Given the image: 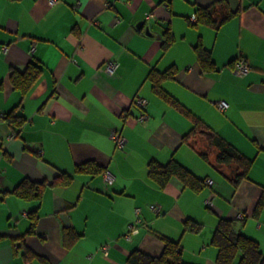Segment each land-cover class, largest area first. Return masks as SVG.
Wrapping results in <instances>:
<instances>
[{
	"label": "crops",
	"instance_id": "1",
	"mask_svg": "<svg viewBox=\"0 0 264 264\" xmlns=\"http://www.w3.org/2000/svg\"><path fill=\"white\" fill-rule=\"evenodd\" d=\"M214 1L0 0V114L13 109L24 118L17 133L0 119V264H43L24 261L19 239L35 208L45 236L25 235L23 241L50 264H124L134 248L159 254L163 238L180 243L187 263L216 264L210 243L215 226L240 213L246 219L237 221L238 229L264 252V205L252 214L264 190V0H226L238 14L217 28L192 25L196 5ZM166 27L174 40L163 51ZM197 45L210 51L216 70H200ZM237 59L250 66L248 73L232 70ZM108 61L118 64L112 74L104 70ZM31 63L41 71L23 96L10 75ZM169 66L176 76L161 85L177 106L156 94L148 77L151 69ZM139 97L146 100L143 121L136 118ZM218 101L227 107L220 110ZM191 115L252 160L235 189L227 179L232 164L218 165L215 147L199 135L182 140ZM112 130L126 138L122 149ZM171 157L212 186L196 192L171 178L160 189L147 175L148 161ZM86 160L113 179H105L106 171L74 174L67 187H46L39 203L13 193L24 177L50 181L58 170L74 173ZM155 203L160 214L148 207ZM187 219L202 224L199 232L183 229ZM65 225L81 233L69 248L61 243ZM132 226L137 232L127 239Z\"/></svg>",
	"mask_w": 264,
	"mask_h": 264
},
{
	"label": "trees",
	"instance_id": "2",
	"mask_svg": "<svg viewBox=\"0 0 264 264\" xmlns=\"http://www.w3.org/2000/svg\"><path fill=\"white\" fill-rule=\"evenodd\" d=\"M236 14L238 12L230 9L226 0H215L210 5H196L195 22L192 25L203 24L217 28L218 25L234 17ZM173 40L174 38L169 27L164 28L161 38L162 50H166ZM195 52L198 66L203 73L216 70V65L210 56V51L197 45ZM40 71V65L31 63L24 72L12 71L10 82L24 96L37 80ZM176 73L177 69L174 66H169L162 71L151 69L148 77L151 80L153 91L165 100H172L171 102L177 106V101L161 85L164 79H174ZM191 116L193 117L192 127L188 133L182 136V140L186 141L190 136L199 135L206 141L209 147H215L217 151L216 163L218 165L232 164L233 169L230 175L227 176V179L235 189L242 179L248 177L252 160L243 155L199 117L196 115ZM1 119L5 120L16 133L24 123L23 116L14 112L13 109L8 113L2 114ZM201 155L205 157L206 153L201 152ZM105 171L106 169L96 161L86 160L76 164L74 173L58 170L50 181L46 178L32 180L24 177L14 187L13 193L22 199L34 200L39 203L44 189L48 186L67 187L73 182L74 174H88L90 177H94ZM147 175L160 189L164 188L171 178L179 179L185 187L196 192L206 185L205 179L196 176L173 157L165 163H161L155 159L148 161ZM73 205L74 203L68 204L64 210L72 208ZM263 205L264 190L256 206L253 208L252 214L257 216ZM26 216L29 226L26 233L19 237L23 243L22 256L24 261L31 262V260L36 259L43 264H50L45 257L30 250L23 241L25 235L45 236L37 229L39 219L38 208L31 210ZM245 219V213H240L237 219L220 218L218 220L210 241L217 250L215 257L216 264H264V252L261 250L259 242L254 237L238 229L237 221L243 222ZM201 226V223L192 219H187L183 223L184 230L194 233L199 232ZM80 236L81 233L76 231L71 225H65L61 229V243L64 248H69ZM162 240L164 244L159 254L155 255L142 249L134 248L128 253L124 264H190L182 259V246L179 242L168 238H163Z\"/></svg>",
	"mask_w": 264,
	"mask_h": 264
},
{
	"label": "built area",
	"instance_id": "3",
	"mask_svg": "<svg viewBox=\"0 0 264 264\" xmlns=\"http://www.w3.org/2000/svg\"><path fill=\"white\" fill-rule=\"evenodd\" d=\"M47 1H48L49 5H53V4L57 3L59 0H47ZM33 47L34 46H32L31 49H33ZM2 49L5 51L6 47L4 46V47H2ZM117 66H118V64L116 61H108L104 64V70L107 73L112 74L116 70ZM232 70L237 75H244V74L248 73V71L250 70V66L244 60L237 59L233 62ZM135 101H136V104L138 105V107H140V109H141V113L136 118L138 121H143L147 117L143 111L145 106H146V100L144 98L139 97V98H136ZM217 106L219 107L220 110H223L224 108L227 107V103L225 101H218ZM1 117H2V114H0V119H1ZM110 137L114 140L116 147L122 149L125 146L126 138L121 134V132L116 131V130H112L110 133ZM104 177L107 181L113 179V175L108 171H106L104 173ZM205 182H206V184L212 185V181L209 179ZM206 203L210 204L211 202L209 200H206ZM148 207L151 211H153L156 214L161 213V206L157 203L149 204ZM135 212L139 213L140 208L139 207L135 208ZM135 232H137V229L132 226L130 231L125 234V237L127 239H131V234L135 233ZM108 247H109L108 244H104L103 246H101V251L104 255L108 254Z\"/></svg>",
	"mask_w": 264,
	"mask_h": 264
},
{
	"label": "water",
	"instance_id": "4",
	"mask_svg": "<svg viewBox=\"0 0 264 264\" xmlns=\"http://www.w3.org/2000/svg\"><path fill=\"white\" fill-rule=\"evenodd\" d=\"M139 26H141V23H138V25L136 26L137 28H140Z\"/></svg>",
	"mask_w": 264,
	"mask_h": 264
}]
</instances>
